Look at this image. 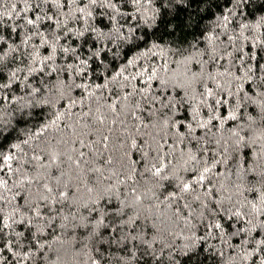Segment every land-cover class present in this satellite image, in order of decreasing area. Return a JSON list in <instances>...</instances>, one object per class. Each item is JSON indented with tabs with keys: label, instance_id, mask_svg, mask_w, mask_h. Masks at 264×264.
<instances>
[{
	"label": "snow or ice",
	"instance_id": "6c2138e0",
	"mask_svg": "<svg viewBox=\"0 0 264 264\" xmlns=\"http://www.w3.org/2000/svg\"><path fill=\"white\" fill-rule=\"evenodd\" d=\"M264 264V0H0V264Z\"/></svg>",
	"mask_w": 264,
	"mask_h": 264
},
{
	"label": "trees",
	"instance_id": "16d2710c",
	"mask_svg": "<svg viewBox=\"0 0 264 264\" xmlns=\"http://www.w3.org/2000/svg\"><path fill=\"white\" fill-rule=\"evenodd\" d=\"M69 264H71V262H69Z\"/></svg>",
	"mask_w": 264,
	"mask_h": 264
}]
</instances>
